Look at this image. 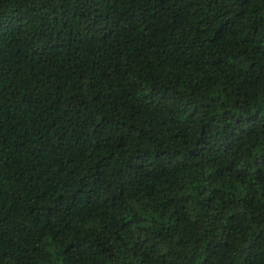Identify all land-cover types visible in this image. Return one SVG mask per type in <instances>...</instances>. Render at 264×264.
Masks as SVG:
<instances>
[{
	"label": "trees",
	"instance_id": "1",
	"mask_svg": "<svg viewBox=\"0 0 264 264\" xmlns=\"http://www.w3.org/2000/svg\"><path fill=\"white\" fill-rule=\"evenodd\" d=\"M0 264H264V0H0Z\"/></svg>",
	"mask_w": 264,
	"mask_h": 264
}]
</instances>
